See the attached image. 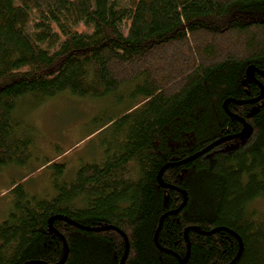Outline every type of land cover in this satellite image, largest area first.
Segmentation results:
<instances>
[{"label": "trees", "instance_id": "obj_1", "mask_svg": "<svg viewBox=\"0 0 264 264\" xmlns=\"http://www.w3.org/2000/svg\"><path fill=\"white\" fill-rule=\"evenodd\" d=\"M249 65L264 71V0H0V169L35 153L19 113L61 94L109 98L100 128L111 130L102 158L72 175L51 164L50 195L30 193L27 175L13 183L0 264L60 261L51 217L68 247L61 264H119V231L121 264H229L240 249L229 230L242 240L233 264H264V214L252 206L264 199V98L227 103L252 125L247 139L163 170L187 194L157 233L177 256L153 240L183 202L158 171L241 130L222 103L260 94Z\"/></svg>", "mask_w": 264, "mask_h": 264}, {"label": "rangeland", "instance_id": "obj_2", "mask_svg": "<svg viewBox=\"0 0 264 264\" xmlns=\"http://www.w3.org/2000/svg\"><path fill=\"white\" fill-rule=\"evenodd\" d=\"M108 104L109 98L61 94L37 108L19 113L33 136L35 153L24 166L0 169V222L11 208L10 187L24 176L27 175L24 184L30 193L50 195L54 171L51 164L65 162L66 174L72 175L81 162L102 158L104 141L111 133L108 128H100V120L108 114ZM252 206L264 214V199L255 200Z\"/></svg>", "mask_w": 264, "mask_h": 264}, {"label": "water", "instance_id": "obj_3", "mask_svg": "<svg viewBox=\"0 0 264 264\" xmlns=\"http://www.w3.org/2000/svg\"><path fill=\"white\" fill-rule=\"evenodd\" d=\"M255 73H258V74H261V75L264 76V71H263V70H260V69L256 68L254 65H249V66L247 67V69H246V75H247V77H248L249 79H251V80L256 81L257 83H259V86H260V94H259L256 98H254V99H248V100H235V99H233V98H227V99H225V100L223 101V103H222V107H223L224 111L226 112V114H228L229 116H232V117H234V118H237V119L241 122V124H242V128H241L240 132L237 133V134H235L234 136H238V137H240V138H242V139H247V138L250 136V134H251V132H252V125H251L249 122H247V121L245 120V118H243V117H241V116H238L237 114H234V113L230 112V111L228 110V108H227V103H228V102H234V103H236V104L254 103V102H257V101H259V100H261V99L264 98V87H263V85H262V84L256 79V77H255ZM257 109H258L257 107H253V108L248 112L247 117H250L252 114H254V113L257 111ZM230 138H231V135H230V136H222V137H219V138L215 139L214 141H212L210 144H208L206 147H204L203 149H201L200 151L196 152L195 154H193V155H191V156H188L187 158H185V159H183V160H179V161H176V162H168V163L164 164V165L160 168V170L158 171L156 178H157L158 183H159L161 186H167V187H170V188H174V189L178 190L179 192H181L182 195H183V202L181 203V205H180L177 209L167 211V212H165V213L160 217L159 224H158V227L156 228V231H155V234H154V239H153L155 245H156L157 248H159L160 250L165 251V252H169V253H171V254L177 256V255L174 254L172 251L167 250V249H164L163 247H161V246L159 245V243L157 242V233H158V230H159V228H160V226H161V224H162V220H163V218H164L166 215H168V214H171V213L177 212L180 208L183 207V205L185 204V202H186V200H187V194H186V191H185L184 189L178 188V187L173 186V185H169V184L164 183V182L162 181L161 174H162L163 170H164L167 166H169V165H177V164H181V163H185V162H187V161H190L191 159H193V158H195V157H197V156H199V155H201V154H203V153L209 151L210 149L215 148L216 146H218L219 144H221L225 139H230ZM52 218H53V217H51V218L49 219V228H50V229H51L56 235H58V236L61 238V240H62V242H63V245H64V254H63L61 260L58 261L57 263H54V264H61V263L64 261L65 257H66V254H67V251H68V247H67L66 241H65L64 237L62 236V234L59 233V232H58V231L52 226ZM61 218H62V217H61ZM63 219H65V218H63ZM65 220H66V219H65ZM67 221H68V222H71V221H69V220H67ZM71 223H73V222H71ZM75 225H76V224H75ZM77 226H79V225H77ZM79 227H81V226H79ZM105 228H111V226H104V227H100V228H98V229H105ZM98 229L96 228V230H98ZM188 229H192V230L197 231V232H199V233H201V234H202V233H203V234L209 233V232H206V231L200 230V229H198V228H196V227H194V226L189 227V228H186L185 233L187 232ZM118 231H119V230H118ZM212 231H213V230H212ZM119 232L121 233V235H122L123 238L125 239V243H126V249H125V252H124L123 257H122V259H121V261H120V263H119V264H121L122 261H123V259H124L125 256H126V252H127V249H128V242H127V238H126V236H125L121 231H119ZM210 232H211V231H210ZM229 232H231L232 234H234V236H236V238L238 239L239 245H240V249H239L238 255L236 256V258H237V257L239 256L241 250H242V240H241L240 236H239L237 233H235V232H233V231H231V230H229ZM185 239H186V242H187V250H189V243H188V239H187V237H186V234H185ZM187 256H188V253L186 254L185 258H183V259H180L179 257H178V258H179L180 262H185ZM236 258H235V259H236ZM235 259L232 260L229 264H233V263L235 262ZM37 262L40 263V264H47V263H44V262H39V261H37ZM24 264H28V263H24Z\"/></svg>", "mask_w": 264, "mask_h": 264}, {"label": "flooded vegetation", "instance_id": "obj_4", "mask_svg": "<svg viewBox=\"0 0 264 264\" xmlns=\"http://www.w3.org/2000/svg\"><path fill=\"white\" fill-rule=\"evenodd\" d=\"M239 132H240V131H239ZM239 132H236V133L232 134L230 139H232V138H234V137H238V136H234V135L237 134V133H239ZM222 136H225V135H222ZM222 136H220V137H222ZM226 136H230V135H226ZM230 139H225V140H230Z\"/></svg>", "mask_w": 264, "mask_h": 264}, {"label": "bare ground", "instance_id": "obj_5", "mask_svg": "<svg viewBox=\"0 0 264 264\" xmlns=\"http://www.w3.org/2000/svg\"><path fill=\"white\" fill-rule=\"evenodd\" d=\"M257 74V73H256ZM259 84V83H258ZM159 224V223H158ZM158 227V226H157ZM155 234V233H154ZM153 239H154V236H153Z\"/></svg>", "mask_w": 264, "mask_h": 264}]
</instances>
